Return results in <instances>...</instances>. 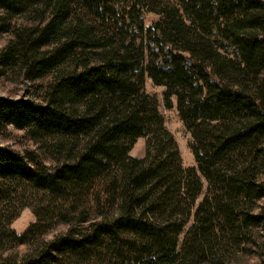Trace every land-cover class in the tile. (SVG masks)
I'll use <instances>...</instances> for the list:
<instances>
[{"label": "trees", "instance_id": "1", "mask_svg": "<svg viewBox=\"0 0 264 264\" xmlns=\"http://www.w3.org/2000/svg\"><path fill=\"white\" fill-rule=\"evenodd\" d=\"M2 35L0 78L34 90L0 98V134L37 148L0 146V264H264V0H0Z\"/></svg>", "mask_w": 264, "mask_h": 264}, {"label": "rangeland", "instance_id": "2", "mask_svg": "<svg viewBox=\"0 0 264 264\" xmlns=\"http://www.w3.org/2000/svg\"><path fill=\"white\" fill-rule=\"evenodd\" d=\"M157 19V16L150 14L147 16V23H151ZM8 35L0 36V51L6 45L9 40ZM264 77V73H263ZM12 79L9 78H0V98H20L24 97L27 91L33 92V87H29L27 84L22 81L12 82ZM164 91L163 87H159L153 84L150 80H146L145 83V92L150 96L154 97L159 106V111L162 114L165 122L166 129L173 135L174 139L177 142L179 153L182 160V165L184 168L195 167V161L193 155L189 148L190 134L185 129L183 123L181 122L177 110L176 102L173 100L174 107L172 109H167L164 102ZM0 146H7L16 151L24 152L25 150L36 149L32 141L26 136L25 131L15 129L14 127H9L7 132L0 134ZM146 149V139L141 138L134 145L130 156L135 158H144ZM49 163V161H46ZM207 185L204 182V191L202 196L198 199L197 205L202 201L206 193ZM196 209V208H195ZM195 211V210H194ZM36 222V217L31 211V209L23 210L19 216L14 220L10 229L21 235L24 234L28 228ZM194 223L192 218L189 224L185 227L184 232L180 236V245L183 243L187 231L191 228ZM26 251L25 246L18 247L15 252L23 254ZM235 264H260V260L257 255L249 254H238L235 257Z\"/></svg>", "mask_w": 264, "mask_h": 264}]
</instances>
